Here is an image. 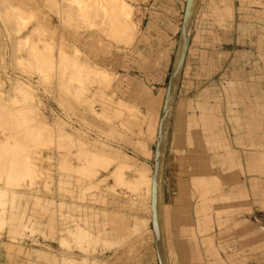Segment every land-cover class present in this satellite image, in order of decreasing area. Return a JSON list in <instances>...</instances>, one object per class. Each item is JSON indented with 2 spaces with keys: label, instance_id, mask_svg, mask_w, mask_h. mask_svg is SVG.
Listing matches in <instances>:
<instances>
[{
  "label": "rangeland",
  "instance_id": "obj_1",
  "mask_svg": "<svg viewBox=\"0 0 264 264\" xmlns=\"http://www.w3.org/2000/svg\"><path fill=\"white\" fill-rule=\"evenodd\" d=\"M154 1L0 0V189L6 191L0 201V255H13L16 244L23 261L32 264H108L102 254L148 231L134 232V226L151 220V209L149 217H139L148 213L149 187L136 175L144 165L132 158L135 151L120 147L126 140L139 146L150 142L156 122L140 104L144 91L158 90L151 87L158 73L146 69L158 63L156 40H141V21L152 15ZM173 2L161 5L166 19L183 14L184 0L174 8ZM165 75L164 90L168 69ZM24 163L32 170L27 181L18 178L28 172ZM119 163L127 165L119 169ZM149 167L156 191L159 165L152 172ZM96 191L115 197L127 192L133 218L104 210L111 232L93 234L79 226L72 215L77 200ZM103 206L110 207L104 199ZM126 223L133 225L131 236L118 237ZM218 224L222 264H264V213L226 216ZM50 239L66 251L60 260L51 248L40 247Z\"/></svg>",
  "mask_w": 264,
  "mask_h": 264
},
{
  "label": "crops",
  "instance_id": "obj_2",
  "mask_svg": "<svg viewBox=\"0 0 264 264\" xmlns=\"http://www.w3.org/2000/svg\"><path fill=\"white\" fill-rule=\"evenodd\" d=\"M170 1H174L173 8L180 3ZM184 2L181 17L174 14L166 19L161 12L165 0H155L150 6L152 15L141 21V40H156L153 50L159 59L146 69L157 72L159 79L151 86L158 85L157 92L144 91L140 104L156 122L148 144L126 140L120 148L135 151L132 158L143 163L144 169L151 164L152 172L159 165L158 203L155 211L148 195V213L139 216L149 217L153 203L148 231L102 254L108 264H222L219 219L264 213V0H196L179 63ZM166 69L164 90L160 80H165ZM135 80L145 89L143 78ZM121 194L115 197L96 191L85 194L83 201L80 195L73 218L93 234L111 232L102 218L104 210L120 219L134 216L128 209L127 192ZM103 199L110 207L103 206ZM132 227V223L124 224L118 237L131 236ZM29 245L34 248L33 243ZM12 246L13 255H0V264H32L17 253L18 245ZM40 247L51 248L58 259L66 253L57 240L42 241Z\"/></svg>",
  "mask_w": 264,
  "mask_h": 264
},
{
  "label": "bare ground",
  "instance_id": "obj_3",
  "mask_svg": "<svg viewBox=\"0 0 264 264\" xmlns=\"http://www.w3.org/2000/svg\"><path fill=\"white\" fill-rule=\"evenodd\" d=\"M61 2V1H60ZM59 2V3H60ZM58 3V4H59ZM61 4H62V2H61ZM195 4H196V0H193V2H192V5H191V8H190V14H191V16H192V14L193 13H191L192 12V9L194 8V6H195ZM60 5V4H59ZM64 5H66V4H64ZM61 7V6H60ZM63 10V9H62ZM59 11H61V10H59ZM106 75V74H105ZM103 76H104V74H103ZM173 91H172V89H171V91H170V95H171V93H172ZM169 95V100L167 101V107H166V111H167V113H166V118H165V123H166V120H167V116H168V110H169V106H170V104H171V96ZM127 106V105H126ZM165 111V112H166ZM165 114V113H164ZM163 119H164V117H163ZM163 123V122H162ZM161 123V124H162ZM165 128V127H164ZM58 129V128H57ZM161 132V131H160ZM161 134V133H160ZM164 134V130H163V133H162V135ZM161 135V136H162ZM160 136V137H161ZM163 137V136H162ZM161 137V138H162ZM158 139V138H157ZM161 140H163V138L161 139ZM161 143H163V142H161ZM161 147H162V144H161ZM162 150V149H161ZM162 152V151H161ZM90 153V152H89ZM92 153V152H91ZM93 156H94V153L92 154ZM98 156V155H97ZM104 157V156H103ZM161 157V156H160ZM96 158L97 157H94L93 159H95L96 160ZM104 158H106V157H104ZM104 158H102V159H104ZM112 160V159H111ZM30 163H24V165H23V169H25L26 171H28V172H25V173H22V174H20L19 176H18V178H20L21 180H23V181H27V179H26V177H27V173H31V165H29ZM121 165V167H118V166H120ZM119 164H117V167L119 168V169H123L127 164H125L124 165V167L122 166L124 163H119ZM116 166V165H115ZM116 167V168H117ZM130 166H128V167H126V168H129ZM117 168V169H118ZM159 168V167H158ZM114 169H115V167H114ZM114 171V173L116 174L117 172H115V171H117V170H113ZM119 171V170H118ZM122 171V170H121ZM120 171V172H121ZM123 172V171H122ZM136 172H137V178L139 179V180H141L142 182H145V183H147L148 185V187H149V190H148V194H149V197H150V199H151V202L152 201H154V206H153V209H155V211H156V208H155V206H157L156 205V203H158L157 201H156V197H157V193H158V191H157V187H156V191H153L152 190V188H151V178L149 177V175H148V172H147V170H145V169H143V168H137L136 169ZM156 172H157V179H158V172H159V170L156 168ZM119 173V172H118ZM32 174V173H31ZM112 176V175H111ZM116 176V175H115ZM118 176H121V173L118 175ZM125 176V175H124ZM122 177V176H121ZM136 178V177H135ZM121 179V178H120ZM122 180V179H121ZM118 181H120V180H118ZM137 181V180H136ZM123 182H125V181H122V183ZM133 184V183H132ZM139 185V182H138V184H137V186ZM136 186V185H135ZM141 186V185H140ZM146 186V187H147ZM139 187V186H138ZM147 187V188H148ZM159 188V187H158ZM150 189H151V191H150ZM5 193H6V191H4V190H2V189H0V201L1 202H4V200H2L3 199V197L5 198ZM160 194V193H159ZM159 198V197H158ZM158 200V199H157ZM160 200V199H159ZM155 201H156V203H155ZM151 204H153V203H151ZM160 204V203H159ZM160 207V206H159ZM150 209H151V211H152V206L150 207ZM0 210H2V209H0ZM160 209H158V211H159ZM150 211V212H151ZM1 212V211H0ZM156 221H157V212H156ZM0 220H1V218H0ZM2 221V220H1ZM138 223V222H137ZM136 223V224H137ZM160 223V222H159ZM2 224V222H0V231H1V229L3 228V226L1 225ZM147 226H148V224H147V222L146 223H143V222H140L139 224H137V226H134L135 227V231L134 232H136V231H138V230H141L142 231V228L143 229H146V230H148V228H147ZM133 228V227H132ZM131 229V228H130ZM80 232L83 234V235H85V237L86 238H89L90 236H91V234L90 233H88L86 230H84V229H81L80 230ZM146 231H143V233H145ZM142 232L140 233V234H143ZM81 234V235H82ZM140 234H138V235H140ZM161 234V233H160ZM159 234V235H160ZM155 237H157L156 235H155ZM159 237V236H158ZM84 238V237H83ZM161 237H159V239H160ZM156 239V238H155ZM163 245V244H162ZM163 251V250H162ZM163 253V252H162ZM161 253V254H162ZM162 256H164V254H162ZM164 258V257H163ZM162 261V260H161ZM164 261V260H163ZM163 261H162V263H163ZM166 261V260H165ZM71 264V263H70Z\"/></svg>",
  "mask_w": 264,
  "mask_h": 264
},
{
  "label": "water",
  "instance_id": "obj_4",
  "mask_svg": "<svg viewBox=\"0 0 264 264\" xmlns=\"http://www.w3.org/2000/svg\"><path fill=\"white\" fill-rule=\"evenodd\" d=\"M193 0H187L186 2V9H185V14H184V20H183V32L184 36H183V41H182V45H181V53H180V57H179V63L181 62L184 52H185V48L187 46V42H188V28H187V24L189 21V13H190V8H191V4H192ZM157 164H155L156 167ZM155 182H156V177H154L153 179V186H155Z\"/></svg>",
  "mask_w": 264,
  "mask_h": 264
}]
</instances>
